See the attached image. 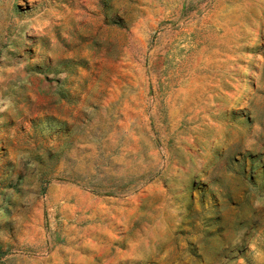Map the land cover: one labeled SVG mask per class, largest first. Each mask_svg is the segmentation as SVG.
Listing matches in <instances>:
<instances>
[{
	"label": "rangeland",
	"instance_id": "rangeland-1",
	"mask_svg": "<svg viewBox=\"0 0 264 264\" xmlns=\"http://www.w3.org/2000/svg\"><path fill=\"white\" fill-rule=\"evenodd\" d=\"M0 264H264V0H0Z\"/></svg>",
	"mask_w": 264,
	"mask_h": 264
}]
</instances>
